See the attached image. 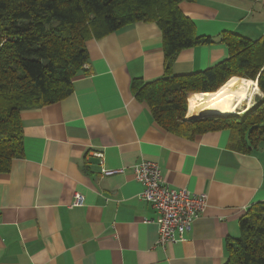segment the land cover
I'll return each mask as SVG.
<instances>
[{"label":"crops","instance_id":"1","mask_svg":"<svg viewBox=\"0 0 264 264\" xmlns=\"http://www.w3.org/2000/svg\"><path fill=\"white\" fill-rule=\"evenodd\" d=\"M180 10L216 43L181 51L166 70L155 21L92 38L88 70L74 79L72 94L22 112L23 155L4 161L0 172V264L227 262L228 241L264 202V140L246 153L230 128L193 137L168 132L133 84L216 68L230 59L225 33L260 41L264 0L187 1ZM97 154L106 169L123 172L103 176ZM144 161L158 164L172 188L208 196L186 241L159 244L160 217L141 199L133 171ZM76 195L83 206L71 207Z\"/></svg>","mask_w":264,"mask_h":264},{"label":"trees","instance_id":"2","mask_svg":"<svg viewBox=\"0 0 264 264\" xmlns=\"http://www.w3.org/2000/svg\"><path fill=\"white\" fill-rule=\"evenodd\" d=\"M187 1L197 0H0V172L4 161L23 155L22 112L72 94L74 79L86 72L90 39L155 21L166 70L181 51L215 44V38L198 35L181 12ZM221 42L230 59L216 68L146 85L136 80L133 86L166 131L193 137L230 128L235 146L253 153L264 140V96L241 118H186L188 98L216 92L232 78L257 80L264 95V38L251 42L225 33ZM225 264H264V202L241 220L240 236L228 241Z\"/></svg>","mask_w":264,"mask_h":264},{"label":"built area","instance_id":"3","mask_svg":"<svg viewBox=\"0 0 264 264\" xmlns=\"http://www.w3.org/2000/svg\"><path fill=\"white\" fill-rule=\"evenodd\" d=\"M85 69L88 70L87 65ZM101 160L103 176L122 173L104 167L103 154H97ZM135 179L143 186L141 199L149 203L159 215V244H174L186 241V234L194 222L205 211L208 204L206 194L196 195L186 189L177 190L164 182L158 164L144 161L133 167ZM85 199L76 195L71 207H81Z\"/></svg>","mask_w":264,"mask_h":264},{"label":"bare ground","instance_id":"4","mask_svg":"<svg viewBox=\"0 0 264 264\" xmlns=\"http://www.w3.org/2000/svg\"><path fill=\"white\" fill-rule=\"evenodd\" d=\"M260 92L257 81L232 78L216 92L193 95L189 118L206 115L227 117L247 113L256 105L255 95Z\"/></svg>","mask_w":264,"mask_h":264},{"label":"rangeland","instance_id":"5","mask_svg":"<svg viewBox=\"0 0 264 264\" xmlns=\"http://www.w3.org/2000/svg\"><path fill=\"white\" fill-rule=\"evenodd\" d=\"M191 96V95H190ZM189 96V97H190ZM193 96V95H192ZM192 96L189 98V103H190V111H191V106H192ZM262 98H259V99H257V101L256 102H258L259 100H261ZM188 111H189V107H188ZM190 113V112H189ZM187 117L189 118V116H188V112H187ZM233 117H238V118H241L242 117V114H240V115H237V116H233Z\"/></svg>","mask_w":264,"mask_h":264},{"label":"water","instance_id":"6","mask_svg":"<svg viewBox=\"0 0 264 264\" xmlns=\"http://www.w3.org/2000/svg\"><path fill=\"white\" fill-rule=\"evenodd\" d=\"M245 113H242V115ZM207 117H214V118H223V119H227V118H232L233 116H227V117H222V116H217V115H206L203 117H200L201 119L207 118Z\"/></svg>","mask_w":264,"mask_h":264}]
</instances>
